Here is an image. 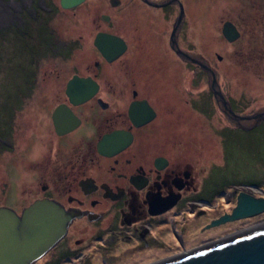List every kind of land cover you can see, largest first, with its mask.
Segmentation results:
<instances>
[{
  "label": "flooded vegetation",
  "instance_id": "af4514ba",
  "mask_svg": "<svg viewBox=\"0 0 264 264\" xmlns=\"http://www.w3.org/2000/svg\"><path fill=\"white\" fill-rule=\"evenodd\" d=\"M63 1H7V27L21 31L23 37L14 36L33 48L30 69L37 68L26 78L27 89L7 93V164L12 172L21 169V162L11 167L9 160L23 137L37 130L27 126L37 122L49 128L52 150L43 154L45 142L36 132L24 148L23 190L18 196L8 191L7 208L21 214L48 200L73 215L65 236L33 264H163L263 224L230 226L228 233L213 232L247 218L210 226L233 208L215 215L224 205L219 195L236 203L241 189L212 180L226 166L228 134L255 124L236 116L257 112L236 107L222 91L212 59L186 39V19L199 14L202 0ZM229 21L239 32L235 42L241 32ZM62 60L71 62L68 75L48 67ZM188 71L191 82L205 77L206 91L187 90ZM42 158L58 166L47 176L28 172ZM200 220L191 233L187 222ZM194 235L209 237L191 244L187 239ZM167 238L171 244H162ZM156 246L160 253L147 254Z\"/></svg>",
  "mask_w": 264,
  "mask_h": 264
},
{
  "label": "rangeland",
  "instance_id": "374dc122",
  "mask_svg": "<svg viewBox=\"0 0 264 264\" xmlns=\"http://www.w3.org/2000/svg\"><path fill=\"white\" fill-rule=\"evenodd\" d=\"M7 1L8 0H0V204L1 206L6 207L8 191L15 192L18 196L19 191L23 190V188H21L20 180L23 179L22 177L25 175L23 166L27 165V161L29 162V160L26 161L28 155L25 154L24 148H26L25 146L27 144H29L28 147H30L31 143L34 142L36 132L40 133V137H42L45 142L42 150L43 154L48 155L52 152L51 146L48 144L51 139L49 128L45 127L44 124H38L35 120V122H37L36 127H31L30 125L27 126L29 128L37 129L33 132L32 138L24 136L20 141V147L17 151V153H19L17 155L13 154L11 160H9L11 161V167H17L21 162V169L18 168L17 173L12 172L9 168L10 164H7V151L5 146H3L6 141L5 133H7V93H11V91L19 92L21 89H27V76L29 73H33V71L37 69H30V62L33 61L31 51L33 48L29 47V45L26 46L22 39H16L14 36V31H16L19 37H23L21 31L19 29L7 27ZM186 20V39L189 45L194 48L198 45L203 51V55L212 59L210 62L214 64V67L217 69V76L221 83L222 91L230 95V98L233 99L236 103V107L240 108L241 112H263L264 0H202L199 14L197 16L193 15ZM229 20L233 21L241 32L240 39L235 42L233 40V43L226 40L224 41L223 36L221 35V29L224 22ZM215 52L223 55L222 60L217 61L214 56ZM76 57L83 58L81 56ZM65 62L62 60L58 66L50 64L48 67L56 68L59 73L68 75L70 73L69 64H71V62L70 60ZM188 73V80L185 83L187 90L191 91L199 88L206 91L207 84L205 77L203 80L196 79V81L191 82V72L188 71ZM56 88H59V84H53L51 89ZM36 111L39 112V116L45 117L43 109H35L32 113ZM34 114L36 115V113ZM221 116L222 115H220L219 118L220 126L224 123ZM212 121L216 123L215 119H212ZM206 123L211 124V120H206ZM247 125L251 124L247 123ZM186 130L188 131V134H190L194 130V127L191 124H188ZM29 131L30 129H28V134ZM203 134L204 136H209L213 139L216 137L213 132L208 130H203ZM197 135L198 134H195L194 136ZM214 141L216 142V140ZM227 143V151L224 148L225 154L227 153V157L225 158L226 166L225 168L220 169L219 172L215 173L216 176L212 179L214 184L218 183L219 187L234 184L227 188H233L235 186L237 191L243 187L242 185H244L247 186L248 189H252L256 192L255 196L263 195L264 121L247 130H241L238 128L232 129L228 134ZM218 148L221 153V150L223 151V149L221 148L220 143ZM14 155L16 156L14 157ZM13 157L15 159H13ZM29 158L32 161L35 159L32 156ZM36 162L37 163L34 162V164L28 165L32 166V169L30 167L29 170L26 169L28 172H32L35 176H47V173L51 174L52 168L57 164H48L45 162L44 158ZM239 184L241 186H238ZM251 186L256 187L263 193H258L253 189L254 187L251 188ZM224 193H227V191ZM221 196L222 194L219 195L217 200H219V202H224V205L220 207L215 215L222 213L224 210H230L235 206L234 198L230 197V195L227 200L222 199ZM202 218L204 223L208 220V217L205 215ZM262 219H264V213L247 218L236 224L222 226L213 233L218 231L228 233L231 231L229 230L230 226H238L240 229H243L245 226L248 227L254 225L256 222L260 223ZM201 221L202 220H200L199 224H196L195 226L191 225L192 222H187V227L191 230L189 231L194 233V229L196 228L197 233L200 226L203 224V222L200 223ZM243 222L244 224H242ZM238 223L241 224L239 225ZM208 237L209 236H203L200 238L199 236L194 235L190 236L187 240H190L191 244H197L202 242L201 239H207ZM168 243L171 244L169 238H167L162 244L166 245ZM117 246H119V250L125 249L122 244H118ZM158 248L159 247L156 246L148 249L147 254L151 255L153 253L154 255L157 252L160 253ZM94 262L95 264H98V260H95ZM83 263L84 261L82 262L81 260L75 262V264Z\"/></svg>",
  "mask_w": 264,
  "mask_h": 264
},
{
  "label": "water",
  "instance_id": "95a60500",
  "mask_svg": "<svg viewBox=\"0 0 264 264\" xmlns=\"http://www.w3.org/2000/svg\"><path fill=\"white\" fill-rule=\"evenodd\" d=\"M65 2L66 0L63 5H66ZM67 2L72 5L80 3L79 0ZM222 34L229 42L239 36L238 30L230 21L224 22ZM236 118L253 119V126H256L264 121V112ZM253 189L261 193L256 187ZM249 190L252 189L243 186L231 212L212 221L210 226L263 213L264 195L255 196ZM72 218L73 215L63 207L48 200L35 202L21 214L0 206V264H33L65 236ZM163 264H264V223Z\"/></svg>",
  "mask_w": 264,
  "mask_h": 264
},
{
  "label": "bare ground",
  "instance_id": "6f19581e",
  "mask_svg": "<svg viewBox=\"0 0 264 264\" xmlns=\"http://www.w3.org/2000/svg\"><path fill=\"white\" fill-rule=\"evenodd\" d=\"M201 6H202V5H201ZM249 192H250V193H253L254 195H255V193H256V192H254L253 190H249ZM262 221H264V219H263ZM262 221H260V222H262ZM263 223H264V222H263ZM219 232H221V231H219Z\"/></svg>",
  "mask_w": 264,
  "mask_h": 264
}]
</instances>
